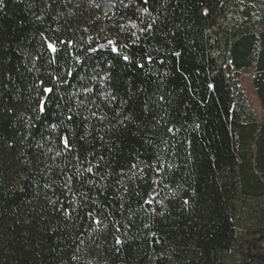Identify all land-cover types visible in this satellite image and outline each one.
Masks as SVG:
<instances>
[{
  "label": "trees",
  "instance_id": "16d2710c",
  "mask_svg": "<svg viewBox=\"0 0 264 264\" xmlns=\"http://www.w3.org/2000/svg\"><path fill=\"white\" fill-rule=\"evenodd\" d=\"M251 67L264 109V0H0V264H228Z\"/></svg>",
  "mask_w": 264,
  "mask_h": 264
},
{
  "label": "rangeland",
  "instance_id": "374dc122",
  "mask_svg": "<svg viewBox=\"0 0 264 264\" xmlns=\"http://www.w3.org/2000/svg\"><path fill=\"white\" fill-rule=\"evenodd\" d=\"M255 72V67L244 70L238 78V84L260 124L264 109L253 84ZM262 199V206L257 205L258 207L255 209L253 205H248L242 209L241 221L245 225L250 224V227L244 230L241 229L243 234L242 243L240 247L233 250L228 264H264V198ZM250 252L253 255H250Z\"/></svg>",
  "mask_w": 264,
  "mask_h": 264
}]
</instances>
